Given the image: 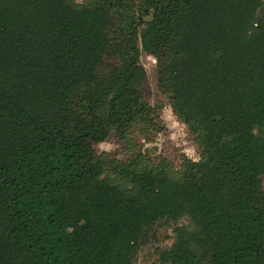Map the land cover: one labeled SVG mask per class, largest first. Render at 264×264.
I'll use <instances>...</instances> for the list:
<instances>
[{"label": "trees", "instance_id": "16d2710c", "mask_svg": "<svg viewBox=\"0 0 264 264\" xmlns=\"http://www.w3.org/2000/svg\"><path fill=\"white\" fill-rule=\"evenodd\" d=\"M141 51L199 147L178 171L94 148L150 122ZM262 174L264 0H0V264H132L184 217L151 264H264Z\"/></svg>", "mask_w": 264, "mask_h": 264}, {"label": "rangeland", "instance_id": "374dc122", "mask_svg": "<svg viewBox=\"0 0 264 264\" xmlns=\"http://www.w3.org/2000/svg\"><path fill=\"white\" fill-rule=\"evenodd\" d=\"M76 2L80 4L81 0ZM139 64L146 74L141 98L151 110L150 122L147 121L146 126L143 123L133 124L123 137L111 131L105 142L95 145L96 154L105 156L110 163L117 161L124 164L141 154L143 163L164 159L174 171H178L184 158L199 159L195 136L173 114L169 100L158 87L157 60L141 51ZM260 178L264 190V174ZM188 225L189 220L185 217L177 221L161 220L155 224L146 232L132 264L156 263L159 253L172 245L173 230Z\"/></svg>", "mask_w": 264, "mask_h": 264}]
</instances>
